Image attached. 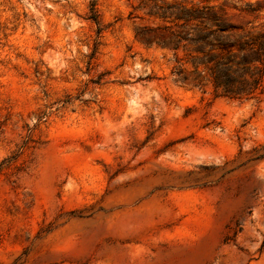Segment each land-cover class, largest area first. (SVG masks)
<instances>
[{
    "label": "rangeland",
    "instance_id": "1",
    "mask_svg": "<svg viewBox=\"0 0 264 264\" xmlns=\"http://www.w3.org/2000/svg\"><path fill=\"white\" fill-rule=\"evenodd\" d=\"M215 22L264 0H0V264H264V78L192 84Z\"/></svg>",
    "mask_w": 264,
    "mask_h": 264
},
{
    "label": "trees",
    "instance_id": "2",
    "mask_svg": "<svg viewBox=\"0 0 264 264\" xmlns=\"http://www.w3.org/2000/svg\"><path fill=\"white\" fill-rule=\"evenodd\" d=\"M166 17V16H164ZM89 19H92L98 24V14L95 9V3L92 2L89 10ZM210 19V18H209ZM100 28H97V32ZM207 32L215 37V43L211 44L210 50L221 48L225 53L222 56L212 58L201 64H193L196 76L192 80L194 86L202 84L203 78L212 84L214 91L219 92V95L229 98H240L242 95L251 94L258 86L261 85L264 78V47L261 40L264 39V32L253 33L250 31H236L233 28H224L220 24H211ZM184 37L181 31L172 30L168 35H165L162 41L163 45H173L174 49L179 47V43ZM244 56H249L247 60ZM218 66L224 67L223 74H218ZM202 67V70L199 68ZM242 70L246 77L238 76L236 79L235 72ZM183 68L177 70V74H181ZM181 81L187 80L186 76H179ZM235 83H240L236 86ZM248 84L246 88L243 84Z\"/></svg>",
    "mask_w": 264,
    "mask_h": 264
}]
</instances>
